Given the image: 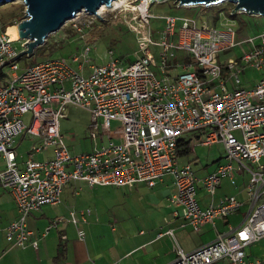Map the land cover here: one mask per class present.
Listing matches in <instances>:
<instances>
[{
	"label": "built area",
	"instance_id": "1",
	"mask_svg": "<svg viewBox=\"0 0 264 264\" xmlns=\"http://www.w3.org/2000/svg\"><path fill=\"white\" fill-rule=\"evenodd\" d=\"M149 1L113 0L95 14L82 10L68 20L84 37L92 31L93 19L103 17L101 11H117L136 34L139 56L135 60L123 64L112 58L91 64L89 75L83 74L77 55L71 57L77 68L57 58L34 62L17 72L18 53L12 43L20 38L12 39L8 27L0 24V155L5 161L0 187L9 192L18 212L17 219L4 228L5 239L11 247L30 244L36 250L38 241L31 238L26 218L43 205L58 204L69 182L89 187L154 186L168 175L175 191L167 200L181 209V213L173 212L183 220L181 226L198 230L210 223L215 227L216 219H226L247 206L238 224L228 223L225 232L216 230L209 243L188 253L177 244L176 258L169 264H264V250L254 256L247 251L264 239V79L251 88L238 86L245 69L264 70V32L238 38L229 25L217 28L197 24L190 16L153 15ZM153 21L160 25L153 26ZM244 44L250 46L248 51L218 62L219 52ZM153 45L160 47L156 52L160 76L151 68L157 65ZM178 51L187 55L180 57ZM89 52L86 45L82 56ZM5 67L10 70L9 79ZM175 67L182 70L175 75L166 71ZM229 80L235 84L233 90L227 86ZM67 105L89 112L92 151L72 154L65 145L59 119ZM26 114H30L29 123L23 120ZM194 129L205 136L201 144L220 142L225 152L226 162L202 178L188 163L177 162L179 141ZM20 135L38 141L21 164L15 151ZM46 148H51L49 157L32 158ZM243 169L250 174L245 198L223 196L216 203L214 193L221 179L229 176L234 183L232 172ZM199 189L208 195L205 206L200 205ZM79 214V222L85 223L86 211ZM70 215L77 237L84 241V229L74 211ZM165 233L174 236L172 228Z\"/></svg>",
	"mask_w": 264,
	"mask_h": 264
},
{
	"label": "rangeland",
	"instance_id": "2",
	"mask_svg": "<svg viewBox=\"0 0 264 264\" xmlns=\"http://www.w3.org/2000/svg\"><path fill=\"white\" fill-rule=\"evenodd\" d=\"M223 3L211 6L200 5L204 9L212 8L204 10L203 8L178 6V4H174L173 0H166L153 2L150 11L153 15H184L194 19L201 13L202 23H207L206 21L210 20L209 15H211L214 24L209 26L222 28L229 25L236 31L238 38L264 32L263 15L234 11L236 14L231 17L230 13H234L231 12L234 9V4L229 2V4L222 5ZM25 9V5L21 0L0 3V24L5 26L6 23H12V26H17L25 16ZM100 13L103 17L93 19L92 31L87 32L84 37H81L80 33L71 27V23L66 21L59 30L48 34L44 42L36 47L31 55H25L17 60L19 68L17 72H21L22 69L33 62L57 58H64L72 67L77 68L78 63H74L71 59L74 55H77L80 62H83L84 75L90 74L89 66L91 64H104L112 58L118 59L123 64L135 60L139 56L136 34L129 28L123 13L111 10L101 11ZM152 25L158 26L160 23L153 21ZM24 41V39H18L12 43L18 54L26 50ZM86 45L90 47V52L86 57H83L82 52ZM249 48L248 44H244L228 52H219L217 54L218 62H221L222 59L237 58L244 51H248ZM151 50L156 56L157 63L156 66L152 65L151 68L157 76H160L159 58L156 55L160 47L153 45ZM177 54L180 57L187 55L184 51H178ZM86 60L87 62H85ZM5 70L8 72L7 78L9 79L10 70L8 67H5ZM181 70V67H175L166 71L172 75ZM239 78V87L251 88L259 80L264 79V70L247 68L239 75ZM227 86L233 90L235 87L233 80H229ZM23 120L29 123L30 114H26ZM59 123L60 134L71 153L79 154L92 151L90 115L86 110L67 105L64 115L59 119ZM234 134L240 138L238 132H234ZM182 138L189 140L190 149L187 153L179 155L177 162L180 166L188 163L199 178L213 172L219 165L226 162L222 144L220 142L210 145L201 144L205 136L199 129L184 133ZM25 141L26 147L38 142L37 138L32 136L26 137ZM26 150L28 152L29 149ZM34 154L31 155L33 159L39 158ZM246 163L251 168L256 169L254 165L249 162ZM234 167L237 168V164H234ZM249 177L250 174L245 169L242 173L232 172L234 183H232L229 176L223 177L220 186L214 193L215 202L217 203L223 196L233 194L243 200ZM166 181L168 187L158 185L154 188H149L145 184L127 187H89L80 182L83 189L79 185L82 190H79L80 194L78 196L72 197V199L70 197L63 198L62 203L57 206H42L34 216H30L26 220V223L30 228L35 231L40 230V232L45 231L46 226L52 225V230L49 231L50 234L44 239L45 248L49 250V237L54 236L56 238L59 233L63 234L62 236L67 238L65 242L71 255L72 260L70 262L74 264L101 263L96 259L98 254L102 253H107L109 256L112 255L113 259H117L122 254L133 252L138 245L137 240L139 237L147 238L162 233L163 237L153 245L157 252L146 263L159 264L167 258L173 260L176 258L177 244L184 252L188 253L212 241L216 236V230L220 232L227 230L228 226L223 224L222 219L215 220V227L209 223L208 225H201L198 230L193 229L190 225L180 226L179 223L182 221L174 218L173 211L179 210L181 213V209L170 205L168 200L165 199V191L168 188L175 191V187L169 177L166 178ZM197 195L198 198L200 196L205 198L206 195L205 201L209 200L204 190H198ZM205 201H201L200 205L205 206ZM246 208L247 206H244L236 213L230 214V223L233 225L238 224L243 219ZM80 209L86 211L87 217V223L83 226L85 241H81L76 236L71 222L70 210L79 211ZM77 216L79 217V215ZM58 219L60 221L54 227L53 223ZM112 224H114L115 230L111 229ZM170 228L174 229L173 237L165 233ZM149 250L150 248L145 249L141 253ZM263 250L264 239L247 249L253 256L261 254ZM138 255L139 253L134 254L125 260L122 258L119 263L143 264L140 258L136 257Z\"/></svg>",
	"mask_w": 264,
	"mask_h": 264
},
{
	"label": "crops",
	"instance_id": "3",
	"mask_svg": "<svg viewBox=\"0 0 264 264\" xmlns=\"http://www.w3.org/2000/svg\"><path fill=\"white\" fill-rule=\"evenodd\" d=\"M175 74H172V75H175ZM87 113L89 114V112H87ZM59 125H60V123H59ZM25 140H26V137H24L23 135H20L16 138V142H15L16 159L20 164L27 157V150L26 149H29L31 146V145H29L28 147H26L27 144H25V142H26ZM81 153H83V152H81ZM35 154L39 157V158H36V160H43V159H45L51 155V148H46V149H44L40 152H37ZM72 154H76V153H72ZM4 168H5V161L2 157V155H0V171H2ZM167 177H169V180H171V177L167 175L164 177V179L162 181H158L154 186H148L146 184L145 185L149 188H154L158 185H163V186L168 187L169 185H168V182L166 181ZM141 184H144V183H139V184H135V185H127V186H138ZM67 185H69V186L67 187ZM79 185H80V182H69V183H67L63 187V190L61 192L60 202L56 205H50V206L60 205L63 201V198L67 199L70 197V199H72V197L75 198L76 196H78L80 194V192L78 191V193L75 194L74 191L76 188H79V190L81 189L82 186L80 185L81 187H79ZM127 186H120V187H127ZM112 187H115V186H112ZM82 189H83V187H82ZM199 190H203V189H199ZM172 192H173V190L170 188H168L165 191V199L166 200H167V197ZM205 200H206V195H205V198L200 196V202L205 201ZM207 202L208 201H205L204 204H206ZM47 205H49V204H47ZM39 210L30 213L27 216L26 220L29 219L30 216H34L35 213H37ZM80 210H83V209H80ZM70 211H74L75 216L78 220V224L83 228V226H85V224L87 223V217H86L85 223H80L79 222V220H80L79 219L80 218L79 211H75V210H70ZM77 215H79V217ZM173 216H174V214H173ZM0 217H1V221H0V264H74V263L70 262V260H72L71 255L69 253V249H67V245L65 242V239H67V238H65V236H62L63 234L59 233L58 237H56V238L54 236H50L49 237L50 250L45 248L46 246L44 243V239H46L47 236L50 234L49 231L52 230V227L47 231V233L44 236H42L41 234L44 232V230L42 232H40V230L35 231L34 229L30 228L28 226V224L26 223L27 228L29 230L33 231L31 238L36 239L38 241L37 249L35 250L30 244H28L26 247H17V246L11 247V245L5 239L4 228L8 223L17 219L18 212H17V208H16V205H15L13 198L11 197L9 192L7 190L3 189L2 187H0ZM174 218L175 219L176 218L181 219V217H176V216H174ZM222 220H223L224 225H227L228 223H230L229 216H228V218L222 219ZM181 221L183 222L182 219H181ZM58 222L59 221H57L56 225L58 224ZM181 223H179L180 226H181ZM72 224H73V227L75 229L73 222H72ZM208 224L209 223H207V225ZM56 225L54 227H56ZM231 225H233V224H231ZM46 228H47V226L45 227V229ZM114 228H115V226H114V224H112L111 229L115 230ZM173 231H174V229H173ZM75 233H76V229H75ZM76 236H77V233H76ZM161 237H163V235L158 237L157 234L154 236H149L147 238L139 237L137 240L138 245L135 247V250L133 252L122 254L121 256H119V258H117L119 260L113 259V256L112 255L109 256L107 253L98 254L96 260L101 261V263L100 262L99 263H95V262L93 263L92 262V264H121V263H119V261H121L122 258L125 260V259L130 258L132 255L137 254V253H139V255L136 257L140 258V260L142 261L143 264H146L147 262H149L151 260L152 255L157 252V250H155V248H153V245L156 242H158V240ZM84 241H85V239H84ZM148 248H150L149 251L141 253L142 251H144L145 249H148ZM60 250L63 251L64 256L59 255ZM251 255H252V253H251ZM154 257L157 258L156 256H154ZM170 259L171 258H167V259L161 261L159 264H169L173 260V259H171V260Z\"/></svg>",
	"mask_w": 264,
	"mask_h": 264
},
{
	"label": "water",
	"instance_id": "4",
	"mask_svg": "<svg viewBox=\"0 0 264 264\" xmlns=\"http://www.w3.org/2000/svg\"><path fill=\"white\" fill-rule=\"evenodd\" d=\"M14 0H0V3ZM25 5V16L16 27L17 35L25 40L26 50L16 57L31 55L40 46L45 37L59 28L77 12L82 10L95 14L102 5H110L113 0H21ZM166 0H150L161 2ZM178 6H211L224 1L234 4V11L264 16V0H174Z\"/></svg>",
	"mask_w": 264,
	"mask_h": 264
},
{
	"label": "trees",
	"instance_id": "5",
	"mask_svg": "<svg viewBox=\"0 0 264 264\" xmlns=\"http://www.w3.org/2000/svg\"><path fill=\"white\" fill-rule=\"evenodd\" d=\"M173 2H174V4L176 5L177 4V2H175L174 0H173ZM221 4V3H220ZM226 5V4H229V2L227 1V2H224L222 5ZM187 7V6H186ZM188 7H191V8H198V9H201V8H203L204 9V7H202V6H200V5H197V6H188ZM208 8V7H207ZM209 9H212V8H208V9H204V10H209ZM235 14L236 13H232V14H230V16L231 17H233V16H235ZM199 15V14H198ZM200 15L202 16V14L200 13ZM200 15L199 16H196V19H195V21L197 22V24H202V22H201V18H200ZM210 16V17H209ZM209 16H207V17H209L210 18V20L209 21H206L207 23H209L208 25H212V24H214L213 23V16H211V15H209ZM206 23V24H207ZM9 26H12V23H6V25L4 26V27H9ZM40 48V47H39ZM25 55H23V56H21V57H19L17 60H19V59H21L22 57H24ZM34 63V62H33ZM32 64V63H31ZM178 146L180 147L179 149H178V155H182V154H184V153H187L188 151H189V149H190V142H189V140H185L184 138H182V140H180L179 141V144H178ZM61 246V245H60ZM60 256H64V253H63V251L62 250H60V254H59Z\"/></svg>",
	"mask_w": 264,
	"mask_h": 264
},
{
	"label": "bare ground",
	"instance_id": "6",
	"mask_svg": "<svg viewBox=\"0 0 264 264\" xmlns=\"http://www.w3.org/2000/svg\"><path fill=\"white\" fill-rule=\"evenodd\" d=\"M121 0H116L117 3H119ZM101 9H103L101 7ZM7 32L11 35V38L12 39H17L18 38V35H17V31H16V27L15 26H9L7 28Z\"/></svg>",
	"mask_w": 264,
	"mask_h": 264
}]
</instances>
